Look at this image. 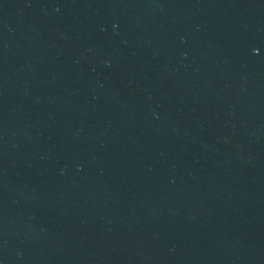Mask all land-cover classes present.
I'll list each match as a JSON object with an SVG mask.
<instances>
[{
    "label": "water",
    "instance_id": "obj_1",
    "mask_svg": "<svg viewBox=\"0 0 264 264\" xmlns=\"http://www.w3.org/2000/svg\"><path fill=\"white\" fill-rule=\"evenodd\" d=\"M0 264H264V0H0Z\"/></svg>",
    "mask_w": 264,
    "mask_h": 264
}]
</instances>
